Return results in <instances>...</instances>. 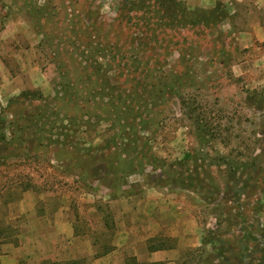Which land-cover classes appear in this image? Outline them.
Here are the masks:
<instances>
[{"label": "rangeland", "instance_id": "obj_1", "mask_svg": "<svg viewBox=\"0 0 264 264\" xmlns=\"http://www.w3.org/2000/svg\"><path fill=\"white\" fill-rule=\"evenodd\" d=\"M156 1L0 0V202L58 198L99 248L176 211L197 229L177 264H264L257 16Z\"/></svg>", "mask_w": 264, "mask_h": 264}, {"label": "crops", "instance_id": "obj_2", "mask_svg": "<svg viewBox=\"0 0 264 264\" xmlns=\"http://www.w3.org/2000/svg\"><path fill=\"white\" fill-rule=\"evenodd\" d=\"M182 1L201 8L222 3L232 14L246 9L247 15L257 16L248 18L250 23L243 28L246 39L264 44V0ZM48 197L26 191L13 203L0 202V264H177L185 249L196 245L197 229L185 214L173 211L174 215L151 219L131 210L124 220L118 217L110 244L99 248L88 232L77 230L66 202ZM160 231L176 244L152 246Z\"/></svg>", "mask_w": 264, "mask_h": 264}, {"label": "trees", "instance_id": "obj_3", "mask_svg": "<svg viewBox=\"0 0 264 264\" xmlns=\"http://www.w3.org/2000/svg\"><path fill=\"white\" fill-rule=\"evenodd\" d=\"M157 1L156 3L158 8L167 18L170 17L171 19H173L174 14L182 15L184 18V11L182 9L181 3L178 0H160L159 2Z\"/></svg>", "mask_w": 264, "mask_h": 264}]
</instances>
